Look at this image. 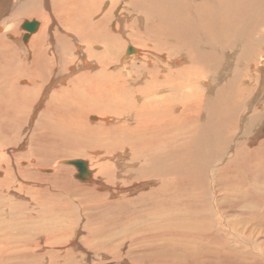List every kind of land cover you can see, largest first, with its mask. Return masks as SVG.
<instances>
[{
    "label": "bare ground",
    "instance_id": "6f19581e",
    "mask_svg": "<svg viewBox=\"0 0 264 264\" xmlns=\"http://www.w3.org/2000/svg\"><path fill=\"white\" fill-rule=\"evenodd\" d=\"M103 1L106 0H54L53 9L47 14H43L44 11L40 9L42 0L23 3L21 8L17 7L16 12L19 15L39 16V18L41 16L46 26L55 28L57 26V28L55 33L48 35L49 28L45 27L41 33H36L34 36L33 34L41 28L39 21L33 20L38 23L34 32L23 27L24 23L33 21H25L22 29L28 38L24 40V35L22 40L24 42L30 40V42L22 49L15 45V40L9 41L5 35L9 32L14 33L16 26L9 24L8 18L2 20L0 23V94L2 95H0V118L9 122L10 119L15 122L17 119L28 120L31 117L33 119L37 109L47 99L48 93L58 83H65L81 64L85 69L96 68L99 64L103 72L101 76L95 77L90 72H84L80 76L81 79L88 80L87 83H83L84 85L77 87L78 80L75 79L69 81L66 89L54 91L42 116L44 118L49 116L51 119L61 114L77 121L74 125H67L68 128L63 132L69 133L70 139H67L72 144V150L78 149L77 147L86 141L90 149H106L110 153L117 154L123 152L119 154L123 158L130 154L132 157L129 165L138 166L128 172L117 173L118 167L116 169L112 167L114 169L111 171L109 165L112 164L96 158L95 163L92 162L91 165L82 159H60L56 168L74 167L77 170L75 179L83 182H92L94 171L95 177L97 174L103 175L109 183L115 184L120 188L118 190L124 193L132 190L130 187L122 190L120 180L114 181L115 178H111L115 170L116 174L124 179V184L135 185L141 182L144 186L155 181L156 188L123 205H120L122 202L109 201L108 198L114 197L115 192L100 194L97 189H104L106 186L103 182H97L95 177L93 183L99 187L80 185L79 189L84 192L90 191L91 194L88 196L98 198L100 201V205L94 207L85 204L86 211L97 210L102 206L109 213L119 209H122V213L126 208L137 209L132 205L152 206V211H147L146 215L149 217L148 222L153 220V224L149 223L151 224L149 228L157 232L186 230V221H183L185 224L180 223L186 217L182 220L178 218V222H175L177 211L182 208L183 202H186L185 209L182 208L186 210L185 216L188 212H197V210L204 212L202 220H205L206 225L203 223L200 225L201 221L195 225L199 231H203L199 233L201 240L210 243V238L215 237L210 234L217 227L216 225L218 224V228L222 226L223 220H216L213 223L219 210L223 216L233 214L237 208L228 211L225 207L235 208L236 205L249 208L251 205L249 207L247 205L251 194L252 196L255 192L259 195L264 194V138L258 134L256 147H250L255 141L253 136L244 141L243 136L246 135L244 133L241 137L243 142H240L241 139H237L238 134L236 135L243 120L242 116L247 110L249 111V103L254 92L260 88L261 78H264V0H122V2L107 0L108 8H98V4ZM8 4L9 1L3 4L0 2V17L5 12L8 13ZM98 14L103 18L98 20ZM112 18L118 20L117 25L113 24V28H117L115 32L107 27ZM62 31L64 34H60ZM123 38L127 39L126 44L130 43L144 52L140 53L133 48L134 46L127 47L128 53L126 51L124 57L122 52L126 48L120 41ZM81 58H83L82 63L79 64ZM92 59L98 60L99 63ZM89 60L93 62L90 63ZM137 63L139 67H136ZM227 76L230 77L226 78ZM21 83H26V86L21 87ZM261 85L264 89V83ZM80 90H84L90 99L95 98L106 102L107 105H114L113 112L117 122L110 126L113 121L109 120L110 118L103 116L101 120H97L96 115L90 116L99 113V109L93 105L85 106L81 101L84 93L81 95ZM125 97L131 99L130 109L125 107L124 100L123 102L120 100ZM263 121L262 110L252 114L244 127L246 126L249 132ZM42 127L44 128L43 125ZM261 128L264 132L262 126ZM234 145L235 153H232L231 149ZM7 151L6 146L1 145L0 175L4 172L6 177L11 170ZM64 152L67 150L60 148L55 154L62 155ZM95 152L94 150L93 154L97 157L98 153ZM35 161V159L31 160L34 163ZM41 161H43L41 164L46 165L51 162L50 157ZM78 161L86 164V171L82 172L83 177H80V169L73 164ZM21 165L27 164L21 162ZM127 165L123 166L128 167ZM94 167H98V171L95 172ZM39 171L50 172L49 169H39ZM64 172L65 170L61 168L52 176L35 177H38L43 184L44 182L51 185L59 184L60 180L66 179L62 175ZM18 174L27 176L28 170L20 169ZM192 187L200 192L192 190ZM0 189L12 193L8 187L6 190L2 186L1 181ZM52 190L53 195L59 197L57 189ZM237 192L243 195L235 198ZM261 197L264 198L263 195ZM242 201L247 203L244 204ZM174 203H180L179 209L175 210L177 216L173 214ZM225 210L228 212H224ZM211 211L214 215L210 214ZM9 212L11 213V210ZM132 217H135L136 221L134 220L135 222L129 227L146 224L140 220L138 214L136 216L133 214ZM241 217L243 220L244 215ZM243 231H252L251 226ZM157 234L151 235V241L159 239ZM144 238L140 243L145 241ZM45 240L46 243L50 241L49 237ZM224 245L220 250L213 248L211 253L208 249L201 251L203 256L200 254L198 257L197 253H193V257L196 255L195 263L193 260H187L190 261L189 264H247L244 256L248 254L240 252V256L238 249L234 250L228 243ZM137 246L139 248V243ZM192 250L195 249L191 248L190 251ZM150 251L155 253L156 247L150 246ZM160 260L161 256L154 257L152 263L158 264ZM187 260L186 264H188Z\"/></svg>",
    "mask_w": 264,
    "mask_h": 264
},
{
    "label": "rangeland",
    "instance_id": "374dc122",
    "mask_svg": "<svg viewBox=\"0 0 264 264\" xmlns=\"http://www.w3.org/2000/svg\"><path fill=\"white\" fill-rule=\"evenodd\" d=\"M5 1H9V4H8L9 11L8 13L5 12L0 17V23L2 22L3 19L8 18L7 21H10L9 24L16 26L15 28L16 31L14 33L9 32V33H6L5 35L9 41L15 40L14 41L15 45L20 46L21 49L23 46H28L30 42V40H28V42H24L22 40L23 36L26 34V32L22 29V24L25 21H33V20L39 21L41 28L40 30H38L39 32L36 31L33 34L34 36L36 33L37 34L41 33L45 27L49 28L48 32L49 31L50 32L48 35H51V33H55L54 31L57 28V26L56 28L53 26H52L53 28L51 26H46L41 16L40 18L39 16L31 17V16H27L23 14L19 15V13L16 12L17 7L21 8L23 3L29 2L30 0H0L2 4ZM120 2H122V0ZM54 3H55L54 0H42V5L40 7L41 11H44L42 13L43 14L51 13V10L54 7ZM98 5H99L98 8H104V9L108 8L107 0L100 2V4ZM113 14H115V11L113 12ZM102 18H103L102 15L98 14V20ZM117 23H118V20H116L115 18H112L109 21L107 27H109L110 30L115 32L117 28L114 29L113 24L117 25ZM60 34H64V32L62 31L60 32ZM125 38L120 40L122 42L121 44L123 45V47L126 48V50L125 51L123 50L122 52L123 55L126 51L128 53L129 47L131 48L134 46V45L132 46L130 43H127L128 44L127 45L125 43L127 39ZM133 48L137 49L140 53L144 52L142 49L136 46H134ZM84 50H85V47H84ZM102 51H103V48L101 49V52ZM70 54L71 53H69L68 55L70 56ZM85 54L86 53H84L83 55L85 56ZM82 59L83 58L80 59L79 64L82 63ZM92 60H94V62L97 61V63H99L98 60L96 61L95 59H92ZM89 62L92 63L93 61L91 62L89 60ZM137 62H139V60ZM82 66L83 65L81 64L79 68L75 70L74 74H71L69 78L66 79L65 83H62V84L58 83L56 87L53 88L48 93L46 97L47 99H45L42 102L39 109H37V112L35 116L33 117V119L32 117L31 118L28 117L29 118L28 120H19L15 118V120L17 119L16 122L13 119H10L12 122L11 121L9 122V121H6L0 118V148H1V145L6 146V151L8 150L7 154H8L9 163L11 166L10 174H8L7 176L8 178L5 176V173L2 172V174L0 175V181H1L2 186L6 188V190H8L7 189L8 187L9 190L12 192L10 193L9 191H6L7 192L6 193L4 190L0 189V196H3V197H0V264H153L152 259H154V257H157V256L158 257L161 256L160 262L161 261L162 262L161 263L159 262L160 264H165V263L166 264H182V263L186 264L187 259L193 260V263H195L196 258L194 257H196V255L193 257L192 256L193 253H197L199 257L200 254L202 255L203 253V252L201 253V251H205V250L207 251L208 249V251L211 253L216 248L220 250L222 246H225L224 243L225 244L228 243V245L232 247L234 250L235 248L238 249L240 256H241L240 252H242V254H248L244 256V260L247 261L246 262L247 264H254V263L264 264V204H262V201L264 202V198L261 197L262 195L264 196V194L259 195L257 192L253 194L254 196H252L251 194L249 198L250 200H248L249 205H247V207L251 205L249 208L244 207L245 208L244 209L243 206L237 207L236 205H234L235 208L225 207L227 210L228 209L236 210L237 208V210L233 212V214H228L227 216H223L222 214H220L221 211L219 210V212H217L218 217L216 216L213 219V223L216 220L218 221L223 220L222 226L218 228V224L216 225L217 227L213 230L212 232L213 234L212 233L210 234V236L215 235V237H211L210 238L211 242L209 243V241L207 242V241L201 240L202 237H200L199 233L203 231H199V229L196 228V225H198L197 222L199 223V221H201L200 225H202V223L203 225H206V222H204L205 220L204 219L202 220V218L204 217L203 216L204 212H201L202 210L200 211L197 210V212H188V214L185 216L186 210H184L185 209L184 207H185L186 202H183V205H182V208L184 209L178 208L180 203H174V206H173V214L175 213L176 208L179 209L178 211L180 212L182 211L181 213L177 211L178 216L175 213L177 216L175 222L176 221L178 222L177 220L178 218L182 220L183 217H186V219H183L180 222L181 224H185L183 221H186V228H185L186 230L184 231H163V232L158 231L157 232V231H151V228H149L151 227L150 226L151 224L149 223H152L153 220H150V222H148L149 217L146 214H147V211L148 212L152 211L151 210L152 206L147 205V204H144L143 206L132 205L133 207H137V209L131 208L132 212L130 208H126V210L128 209L129 211L127 210L126 212V210L125 211L123 210V212L121 213L122 209H119V210L112 211L111 213H109L108 211L105 210L106 208L103 209L102 206L100 209H97V210L92 209L93 211H86L84 208L85 204L91 207H94L95 205H98V204L100 205V201L98 198L88 196L89 194H91L90 191L84 192L83 190L79 189L80 185L81 186L85 185L89 187L97 186L96 183H93L94 181L93 178L95 177L94 171L91 177L92 182H83V181L75 179L74 175H76L77 170L71 166L61 167L65 170L64 174L62 175L66 177V179L62 181L60 180L59 184L51 185L47 182H44L43 184V182H40V179H38V177H35L37 175L38 176H43V175L52 176L56 174L58 172V169H61L60 167L56 168V165L59 161L63 159L65 160L82 159V160L88 161L90 165L92 162H93L92 164L95 163L96 158L103 159L104 163L108 162L107 164H112V165H109L111 166V171H113L112 169L114 168L116 169L118 167L116 169L118 170L117 173L128 172L129 170L133 168L136 169L138 166V165L137 166L129 165L131 161V157H132L130 154L127 155L126 158L125 157L123 158L122 156L119 155V154H123V152H120L119 154H117V153H110L106 149H90L88 147V144H86L87 143L86 141H84V144L79 145L77 147L78 149L72 150L71 149L72 144H70L71 142L68 140L70 139L69 133H63V132L65 128H68L67 125L69 126L74 125L77 121H75L74 118H71L69 116L68 117L64 115L61 116V114H58L55 117L53 116L51 119L49 118V116L45 118L42 116V114L47 110L49 99L51 98L54 91H56L57 89H66L68 87L69 81H72L75 79L78 80L77 87L82 86L83 83H87L88 80L80 78V76L84 72H90V74L95 77L97 76L99 77L103 74L101 66H99V64H97L96 68L92 67L89 69H85ZM139 66H140L139 63H137L136 67H139ZM112 71L113 69H111V72ZM229 77L230 76H227L226 78H229ZM262 83H264V78H261V83L259 84L260 88L259 89L257 88L256 92H254L252 101H250L249 103L250 104L248 108L249 111L247 110L246 113L242 116L243 120L240 122V128L238 129V133H236V135L238 134L239 136L237 135L238 138L235 137L237 139H241L240 142H243V138H245L244 141H246L247 138H250L253 136L255 141L253 145L252 144L250 145V147H256L259 135L264 138V132L262 131V128H261L262 126L264 129V121L262 124L261 123L258 124L257 127H254V129L249 132L247 131L249 129H247L246 126L244 127L247 119L251 117L252 114L257 113L258 111L259 112H261L262 110L264 111V100H263L264 89L261 88ZM20 86L24 87L26 86V83H21ZM80 94L81 95L83 94L81 101L85 104V106L93 105L95 108L99 109V113H94V114H91L90 116L96 115L98 117L97 120H101L103 116H106L110 118L109 120H113L112 123H110V126L112 124L114 125L117 122V118L115 117V114L113 112L114 105L113 106L107 105L106 102H102L95 98L90 99L89 97H87V93H85L84 90H80ZM120 100H122V102L124 100L125 107L130 109L131 99L125 97V99H120ZM132 100L135 101V99L133 98ZM245 118L246 120L244 121ZM56 120L59 121L60 123H58ZM41 124L44 126V128L42 127ZM90 124L94 125L95 123H90ZM99 124H102V123H99ZM63 125L65 127H63ZM54 130L55 132H53ZM57 130L60 131L59 133L61 135L58 133ZM244 133L246 134L245 136H243ZM242 136L243 138H241ZM59 146L60 148L66 149L67 152H64L62 155L55 154L56 152L59 151L60 149ZM233 147H232L233 150L231 149V152L235 153L236 147L235 145ZM94 150L96 151L95 153H98V155L96 154L97 157H95L93 154ZM47 157H50V160H51L50 164L49 165L41 164L43 162L41 160ZM33 159L36 160L35 163L31 162V160ZM21 162H26L27 165L23 166L21 165ZM124 164H128L127 165L128 167H124L123 166ZM17 167H19V169ZM24 168L25 170H28L27 176L18 174V171ZM94 168H95V172L98 171L97 169L98 167H94ZM39 169H49L50 172L43 173L39 171ZM116 170L115 172H113L114 174L112 175L111 178L113 179L115 178L114 181L120 180L119 184L120 186L123 187L122 190H125L127 189V187H130V189L132 190L131 192H125V193L120 192V190H118L120 188H117L115 184L109 183L106 177H103V175L97 174L98 176L96 175L95 177L97 182H103V184L106 186V188L104 189H101V188L100 190L97 189L98 191H100L99 192L100 194L107 195L109 193L114 194L115 192L114 197L111 196L108 198L109 201L111 202H122L120 205H123L125 202L129 200H133L137 198L138 196L145 195L152 188L157 187V183H154L155 181L149 184H145L144 186L141 184V182H138L135 185L124 184L123 183L124 179L121 178V176H118L116 174ZM61 182H63V184ZM52 189H57L56 192L59 195V197L53 195ZM192 190L200 192L199 190L193 187H192ZM40 192H43V193H40ZM3 193H5V195H3ZM42 194L44 195V197ZM235 194H236V196H234L235 198L243 195L241 192L240 193L237 192ZM91 196H95V195H91ZM52 197L54 198L56 197V198L53 199ZM123 197H125V199L127 200H125ZM23 198H25V200ZM45 198H47L48 201ZM227 200L229 201L231 199H227ZM251 200H254V202H250ZM36 201L38 202V204ZM29 202L33 204L31 205L29 204ZM242 203L245 204L247 202L242 201ZM252 203H254L255 205ZM41 204L43 205V207H41L42 206ZM25 208L27 209L25 210ZM241 208L243 209L241 210ZM10 210H11V213L9 212ZM23 210L25 211L23 212ZM227 210H225L224 212L231 211V210H228V211ZM243 210H245L244 211L245 213L243 212L242 214ZM252 210L254 211L251 212ZM135 211L137 213H135ZM235 213L237 214V216H235ZM133 214L135 216L136 214H138V216L140 217V220L142 222H145L146 224L140 227L139 226L129 227V225H131L132 222L136 221L135 217H132ZM210 214L214 215L212 211L210 212ZM1 215H3V217ZM181 215H184V216H181ZM195 215L198 217H200V215L202 216L200 217V219H198V217H196ZM243 215L244 217L242 220L241 216ZM219 217H221L222 219ZM247 217H248V220H247ZM144 218H145V221H144ZM114 221L115 222L117 221V222L115 223ZM120 224L121 225L123 224L122 226L125 227V229ZM148 224L149 226L146 227ZM118 225L121 226V228H116V227H119ZM175 225H177V223ZM229 226L231 229H229ZM249 226H251L252 231H243V229H248ZM134 227L135 229H133ZM129 228H132V229H129ZM148 229L150 231H148ZM117 230H120V231H117ZM205 232L209 233L210 231H205ZM154 233L156 234L158 233L157 235L159 239L151 241V235H153ZM210 236H208V238ZM48 237L50 241L46 243L45 239H47ZM143 238L145 239V241L143 243H140ZM134 242L136 245L134 244ZM138 243L140 245L139 246L140 249L137 246ZM152 245L156 247L157 251H155V253H152V251H150V246L152 247ZM191 248L195 250L196 248H199V249L196 250L197 252H195V250L190 251ZM165 254H168V255H165ZM15 257L17 259H15ZM201 259L203 260V258ZM182 260H184L185 262ZM189 260H187L188 264L190 262Z\"/></svg>",
    "mask_w": 264,
    "mask_h": 264
},
{
    "label": "water",
    "instance_id": "95a60500",
    "mask_svg": "<svg viewBox=\"0 0 264 264\" xmlns=\"http://www.w3.org/2000/svg\"><path fill=\"white\" fill-rule=\"evenodd\" d=\"M38 23L36 21H33L32 23L30 22H26L24 23V28L31 31V32H34L36 30V27H37ZM28 38V35H25L24 36V40H27ZM74 165H76L79 169H80V177H83L84 174L82 173L83 171H86V164L84 162H73Z\"/></svg>",
    "mask_w": 264,
    "mask_h": 264
}]
</instances>
